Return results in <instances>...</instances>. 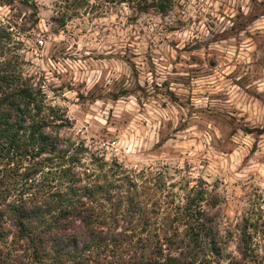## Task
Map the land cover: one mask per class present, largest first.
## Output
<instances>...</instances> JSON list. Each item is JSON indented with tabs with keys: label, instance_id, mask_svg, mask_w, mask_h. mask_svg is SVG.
Masks as SVG:
<instances>
[{
	"label": "clouds",
	"instance_id": "9594fccd",
	"mask_svg": "<svg viewBox=\"0 0 264 264\" xmlns=\"http://www.w3.org/2000/svg\"><path fill=\"white\" fill-rule=\"evenodd\" d=\"M255 3L264 4V0ZM29 4L35 5L29 12L36 11L39 23L30 33L13 36V43L24 44L16 53L22 60L17 71L22 79L34 77L31 86L38 87L44 97L42 115L49 107L59 109L71 125L70 130L55 133L66 141L61 147L83 144L87 150L80 153L73 168L74 174L83 178L77 187L115 184L116 178L109 172L115 161L135 188L109 189L112 201H98L102 210L81 195L80 203L72 204L75 218L65 223L58 221L60 209L39 188L48 167L33 175L27 185L22 180L0 183V264H33L30 239L74 237L81 249L92 242L93 235L108 239L116 234L114 225L109 223L105 231L76 213L93 209L101 220H107L111 206L129 195L146 213L158 202L160 215L153 219L162 227L168 212L176 206L183 211L188 190H181V186L187 183L189 189L195 187L197 177L207 181L205 187L211 194L199 211L205 214L213 235L202 250L189 249L191 264H246L236 225L253 207L251 188L264 197V136L254 138L242 127L229 135L231 129L215 113L227 112L236 117L238 125L264 130V63H260L264 50L256 47L264 41V10H257L253 0H173L172 9L165 14L157 8L138 11L137 0H86L85 7L76 9L78 16L68 19L61 29L52 18L61 15L65 0H29ZM19 7L17 0L11 14L8 7L0 10V27L9 24ZM238 14L242 29L213 42L217 34L232 28ZM67 15L72 17V11ZM168 28L178 30L169 32ZM38 42L43 43L42 48ZM172 42H176L175 48L170 46ZM186 45L200 47L195 52H181L177 61V52ZM190 56L203 61L196 73L189 72L197 67ZM7 59L5 51L0 65ZM210 60H216L217 67L210 69ZM232 72L237 74L230 76ZM181 76L189 77L187 86L177 82ZM242 76L247 77L242 86L233 83ZM168 93L174 94L175 101ZM220 93L222 99L213 98ZM181 126L183 130H179ZM44 131L47 134L50 129ZM254 139L256 153L241 167ZM94 157L101 158L104 166L98 167ZM27 167L21 166V175ZM87 173L94 174L91 180ZM158 175L165 184L162 190L156 186ZM173 184L177 186L172 188ZM68 187L64 182L55 190L64 194ZM213 196L218 200L215 206L209 202ZM166 198L175 203L169 207ZM260 209L264 210V203ZM179 230L182 236L184 229ZM216 237L223 247L212 252L206 245ZM257 242L259 236H253L256 264H264V242L259 247ZM113 251L116 259L101 258L100 264H129L123 248ZM40 264L47 262L42 258Z\"/></svg>",
	"mask_w": 264,
	"mask_h": 264
},
{
	"label": "trees",
	"instance_id": "16d2710c",
	"mask_svg": "<svg viewBox=\"0 0 264 264\" xmlns=\"http://www.w3.org/2000/svg\"><path fill=\"white\" fill-rule=\"evenodd\" d=\"M29 5V0H23ZM86 0H65L64 10L57 18L61 25L73 17L78 16L76 9L85 7ZM35 7V5L33 4ZM173 7V0H137V9L147 12L149 8H157L160 12L167 13ZM72 17L67 15L68 11ZM93 8L91 11H94ZM88 13V12H87ZM14 27L13 29H10ZM15 25L0 27V56L5 51L9 59L0 65V183L22 180L26 185L33 175H40L44 167L48 172L43 176L39 185L42 192L48 194L54 206L60 209L58 221L69 223L74 219L75 209L73 203H80V196L86 195L98 208L103 209V201L111 204L112 197L109 189L128 186L129 191L135 188L127 176L121 174V168L113 162L109 169L116 178L115 184L107 186L93 185L92 188L80 189L77 185L80 180L73 172L74 166L79 163V155L87 151L81 144L78 148L68 144L67 148L61 147V141L55 133L64 126L62 114L59 109L48 108L47 114L42 115L45 106L41 90L31 86V78L25 80L17 71L19 56L15 53L13 43V30ZM11 44L12 47H8ZM60 121V123H57ZM44 129H50L45 133ZM72 155H69V152ZM98 167H103L101 158L94 157ZM22 165H28L21 175ZM65 165H67L65 167ZM93 173H87L86 178L91 180ZM99 179V178H97ZM67 182L69 187L64 194L56 191L58 184ZM158 189H164L162 176L156 177ZM169 193V197H171ZM206 189L202 186L192 187L187 193V203L183 211L179 206L172 209L164 217L163 226H158L153 217L160 215V208L154 204L150 213L141 209L132 196L119 199L111 206L107 220H101L95 215V210L86 209L76 216L84 215L88 222L95 223L96 227L108 231V225L115 226L116 234L108 239L92 237L90 244H84L83 249L77 245L74 237L48 236L44 239H30V253L33 264H40L43 258L47 264H100L101 258L109 261L115 260L113 250L124 249L123 255L128 257L129 264H191L192 252L189 249H201L213 235L207 227L205 214L199 211L201 203L206 199ZM169 207L174 200L166 198ZM68 205V207H64ZM83 209L85 206L80 204ZM167 211V209H165ZM83 222V221H82ZM179 225V228L177 227ZM22 230H23V226ZM180 228H183L181 236ZM252 229L251 231H249ZM171 233V235H169ZM262 234L264 238V225L261 227L246 221L241 228L240 242L243 245L241 252L246 264H256V256L252 248L253 236ZM209 250L215 252L222 248L219 238L207 244ZM260 246V242H257ZM23 250V249H22Z\"/></svg>",
	"mask_w": 264,
	"mask_h": 264
},
{
	"label": "rangeland",
	"instance_id": "374dc122",
	"mask_svg": "<svg viewBox=\"0 0 264 264\" xmlns=\"http://www.w3.org/2000/svg\"><path fill=\"white\" fill-rule=\"evenodd\" d=\"M17 3V0H0V10H2L4 7H8L10 10V14L13 12V5ZM253 4L255 6V8L257 10H264V4H256L255 0H253ZM19 5L20 7L15 9V15L14 17L10 20L9 24L10 25H15L16 28L13 30L14 35L17 33H30L31 30L33 28H35L36 24L39 23V19L37 18L36 15V11L33 10L31 12H29V9H35V7L33 6V4H26L23 2V0H19ZM89 13H85V15H88ZM131 19H135V18H131ZM19 20L20 23H17L16 21ZM53 23H56L60 26L61 29H63L64 25H61V22L57 21V18L54 16L52 18ZM235 22L232 26L231 29L226 30L224 33H219L217 34L214 38H213V42H219L220 39H228L231 36H234L236 34V32L240 29H242L243 27V22L240 21V15L238 14L236 18H234ZM67 22V21H66ZM65 22V23H66ZM64 23V24H65ZM214 26V25H213ZM14 27H11L10 29H13ZM177 28H168L167 31L171 32V31H177ZM141 34H143L142 30H141ZM250 39H253L250 35H249ZM255 42V41H254ZM38 46L39 47H43V43L38 42ZM171 47L175 48L176 46V42H172ZM24 47V44L22 41H17L15 43L14 49H15V53H18L19 50L21 48ZM199 45L193 46V47H189L188 45L185 46L184 49L180 50V52H177V56H176V60L180 61L181 58V52L187 54L190 52H195L199 50ZM257 49H262L264 50V41H261L259 43L256 44ZM63 53V49H61V54ZM205 55L207 56L208 53L206 52ZM19 56V55H18ZM55 59V57L53 58ZM190 60L193 64L197 65V67L195 68H191L189 69L190 73H196L200 70L199 65L201 63H203V61L199 60L196 56H190ZM260 63H264V59H262V61ZM22 64V60L21 57L19 56V64L18 66L21 67ZM209 64V68H215L217 67V62L216 60H210L208 61ZM24 67H27V64L23 65ZM229 67H231V64L229 65ZM133 68V73L134 75L136 74V69H135V65H132ZM176 69L175 67L173 68V72H175ZM237 71H239V69H237ZM208 74H212V73H208ZM237 74V72H232L229 75L230 76H235ZM31 80L34 79V77H30ZM228 77H226L227 79ZM247 79L246 76H242L240 81H233V83L239 84V85H243V82ZM177 82L184 84L185 86L188 85L189 82V77H185V76H181V77H177L176 78ZM64 87V85L61 86V89ZM165 87H167V81L165 82ZM99 88V86H97V89ZM138 90L141 91L142 93L144 92V89L139 88V86H137ZM160 89L157 88V92H159ZM80 95L81 99H84V97L82 96V94H78ZM112 95V94H110ZM168 95L173 99V101H175L176 97L174 96V94L172 93H168ZM213 98L216 99H222L223 98V93L217 94L216 96H214ZM163 107H167V105H162ZM63 117V116H62ZM215 117L217 119H219L220 121H222L224 123V125L231 129V131L229 132V135L235 134V128L236 127H242L243 130L246 132V134L248 135H252L254 138L255 137H259V136H264V130L261 129H249L247 127H243L241 125H238L236 123V117L235 116H229L227 112H220L217 111L215 113ZM71 125L67 122L64 121V126L61 129L64 130H70ZM179 130H183V126L180 127ZM66 142V141H65ZM161 143H163V140L161 141ZM157 147H159V145H157ZM258 148V143L255 142L254 139V143L252 144V150L248 153L247 156H245L242 160H241V167H245L248 165V161L255 155L256 150ZM259 162V161H257ZM240 169H238L239 171ZM158 176H162V175H158ZM249 177H252V174L249 173ZM196 179V186H202L203 188L206 189V197L210 196L211 194L208 192L207 188L205 187V185L207 184V181L197 177ZM177 185L173 184L171 185L172 188H175ZM217 186H218V182H217ZM237 187H240L239 183H237ZM187 189V193L191 190V188L189 189L188 184L185 183L181 186V190H185ZM240 190L243 191V187H240ZM213 192H215V188L213 189ZM249 195L251 197H253L252 200V204L253 207H251L249 209V212L247 215L243 216V219L240 223H238L236 225L237 229L239 230L240 236H241V228L244 227L245 223L247 220H249L250 223H254L255 225L258 224V226H262L264 225V210L260 209V204L264 203V197H260L257 193V190L255 187L251 188V192L249 193ZM210 203L213 204V206H215V204L218 202V200L216 199L215 196L212 197V199L209 201ZM252 230V229H251ZM253 231V230H252ZM260 238V242H264V238L262 237V234L260 233L259 235ZM240 239V237H239Z\"/></svg>",
	"mask_w": 264,
	"mask_h": 264
}]
</instances>
